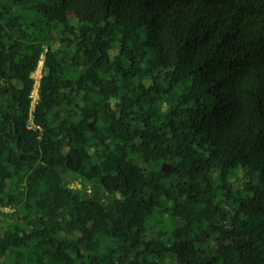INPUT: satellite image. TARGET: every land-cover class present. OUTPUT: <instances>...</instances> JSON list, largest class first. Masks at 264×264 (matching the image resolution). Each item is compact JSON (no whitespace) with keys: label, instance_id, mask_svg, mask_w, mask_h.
I'll use <instances>...</instances> for the list:
<instances>
[{"label":"trees","instance_id":"trees-1","mask_svg":"<svg viewBox=\"0 0 264 264\" xmlns=\"http://www.w3.org/2000/svg\"><path fill=\"white\" fill-rule=\"evenodd\" d=\"M0 206V264H264V0H0Z\"/></svg>","mask_w":264,"mask_h":264},{"label":"rangeland","instance_id":"rangeland-1","mask_svg":"<svg viewBox=\"0 0 264 264\" xmlns=\"http://www.w3.org/2000/svg\"><path fill=\"white\" fill-rule=\"evenodd\" d=\"M55 45H56V42H55ZM44 71H45V68L42 65V58H41L40 61H39V63H38V65H37V68L33 71V75L35 77V82H34V85H33L32 91H31V93H32L31 106L32 107L37 102V95H38V93H37V86H38V81H39V78H40L41 74ZM71 184L73 186H80V184H79V182L77 180H73L71 182ZM0 210L5 211V212H7V211L12 212L13 208L10 207V206H0ZM11 217L13 218V215ZM0 219H1V221L3 223H6V221L9 218L7 216H5V215H3V214L0 213ZM156 231H157V228H153V229L150 230V233L155 234Z\"/></svg>","mask_w":264,"mask_h":264},{"label":"water","instance_id":"water-1","mask_svg":"<svg viewBox=\"0 0 264 264\" xmlns=\"http://www.w3.org/2000/svg\"><path fill=\"white\" fill-rule=\"evenodd\" d=\"M170 166H171V164H170L169 162H163V163L161 164L160 169H161V170H168V169L170 168ZM117 195H119V192H117Z\"/></svg>","mask_w":264,"mask_h":264},{"label":"built area","instance_id":"built-area-1","mask_svg":"<svg viewBox=\"0 0 264 264\" xmlns=\"http://www.w3.org/2000/svg\"><path fill=\"white\" fill-rule=\"evenodd\" d=\"M32 76L34 77L33 73H32ZM34 79H35V77H34ZM31 95H32V93H31ZM31 108H32V106H31Z\"/></svg>","mask_w":264,"mask_h":264}]
</instances>
